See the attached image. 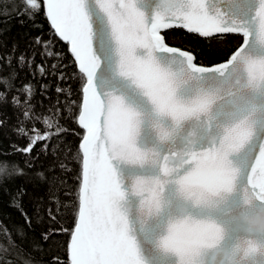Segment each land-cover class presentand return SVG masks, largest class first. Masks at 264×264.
Returning a JSON list of instances; mask_svg holds the SVG:
<instances>
[{
	"label": "snow or ice",
	"instance_id": "obj_1",
	"mask_svg": "<svg viewBox=\"0 0 264 264\" xmlns=\"http://www.w3.org/2000/svg\"><path fill=\"white\" fill-rule=\"evenodd\" d=\"M41 12L85 81L78 111L75 101L68 109L82 130L75 191L42 209L52 225L61 210L73 223L30 239L40 213L23 209L26 191L17 188L11 206L24 223L0 221V264H264V0H0V17L34 21ZM177 30L215 41L208 55L216 59L171 43ZM35 43L41 56L54 55L40 37ZM49 67L15 48L0 54V108L9 99L17 110L28 105L14 127L25 144L0 153L23 164L0 160V191L35 178L52 202V189L69 181L36 162L58 159L63 110L53 112L52 135L36 129L32 104L48 87L35 79L55 76L57 65ZM58 231L69 236L63 261L45 255Z\"/></svg>",
	"mask_w": 264,
	"mask_h": 264
},
{
	"label": "trees",
	"instance_id": "obj_2",
	"mask_svg": "<svg viewBox=\"0 0 264 264\" xmlns=\"http://www.w3.org/2000/svg\"><path fill=\"white\" fill-rule=\"evenodd\" d=\"M37 37L47 42L46 50L54 53L51 58H45L39 54L41 47L35 43ZM174 37L170 41L171 43L191 49L201 58H204L205 63L216 59V57L208 55L216 50L207 46L205 43L206 39L197 38L194 34H188L183 30H177ZM232 41V44L228 43V47H232L236 43L235 40ZM13 48H15L16 56L27 54L30 58H34L36 64L43 62L50 71H52L49 67L50 65H57L55 76L50 75L45 79H40L39 77L35 79L38 89L44 84L48 86L46 89L39 91L35 100L32 101V104L35 105L36 114L41 118V122L35 123V127L37 130L47 131L52 135H56V131H54L56 118L53 116V112L56 107H61L63 119H60L59 123L67 130L63 133L62 138L55 143V147L59 149L58 159L53 160L52 156L47 158L41 156L36 162L37 168L42 166L45 170L50 165H55V175L52 178L58 180L59 177H64L69 181V183L64 185L57 184L52 189L59 196V200L50 202L49 185L35 178H33L32 182H28V178L14 179L6 182L3 191H0V221L9 227L24 223L20 211L11 206V196L16 192L17 188L22 187L26 191V195L23 196V209L34 217H36L37 212L40 213L38 218L34 220L33 230L28 235L30 239L35 238L39 241L41 233L50 226L57 228L62 226L65 229L72 227L73 217L70 211H59L56 224L52 225L48 217L43 214L42 209L51 208L53 203L58 206L60 203L65 202L66 197L61 194L62 190L75 191V177L79 172L80 165L73 163V158L79 150L80 135L78 133H81L82 130L76 122L73 111L68 109L71 101H75L74 111H78L82 100L81 89L85 81L83 75L79 73L75 59L69 51L68 44L55 34L44 12L36 16L34 21L28 19H23L22 21L16 17H0V54L8 55ZM10 58L11 56H9ZM61 73H63V79H61ZM20 75L25 82L33 79L27 70L21 72ZM17 83L19 84L20 82L18 81ZM57 85L63 87L66 92L70 89V97L58 95L55 91ZM57 100L60 102L59 105L56 103ZM27 107V104L21 103L20 110H17L12 106V101L9 99V103L4 104L0 108V120L5 122L3 128H0V153H10L14 146L22 147L25 144L23 139L17 138L14 127L17 125L18 116L21 120H24L21 112ZM50 108L52 109L51 112L49 111ZM25 123L27 127H32V122L25 121ZM48 124H52L53 127L48 128ZM0 160L16 161L22 165L24 157L19 154L0 155ZM61 163L72 169L71 174L60 169L59 165ZM67 199H71V197ZM34 209L36 210L35 212ZM68 240L69 236L66 232H56L51 240L45 244V255L55 253L63 261Z\"/></svg>",
	"mask_w": 264,
	"mask_h": 264
},
{
	"label": "rangeland",
	"instance_id": "obj_3",
	"mask_svg": "<svg viewBox=\"0 0 264 264\" xmlns=\"http://www.w3.org/2000/svg\"><path fill=\"white\" fill-rule=\"evenodd\" d=\"M205 41H206L205 43L207 44L208 47L216 50V42L215 41H213L212 44H209V42L207 40H205ZM232 42H233L232 39L228 40L229 44H232Z\"/></svg>",
	"mask_w": 264,
	"mask_h": 264
},
{
	"label": "water",
	"instance_id": "obj_4",
	"mask_svg": "<svg viewBox=\"0 0 264 264\" xmlns=\"http://www.w3.org/2000/svg\"><path fill=\"white\" fill-rule=\"evenodd\" d=\"M65 42V41H64ZM65 43H67V42H65ZM68 44V43H67ZM68 46H69V51H70V45L68 44ZM70 53H71V51H70ZM72 54V53H71ZM73 56V55H72ZM74 57V56H73ZM75 59V58H74ZM77 64V63H76ZM77 67H78V64H77Z\"/></svg>",
	"mask_w": 264,
	"mask_h": 264
}]
</instances>
